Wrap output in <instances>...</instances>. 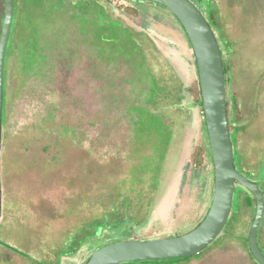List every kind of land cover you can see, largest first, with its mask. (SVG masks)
<instances>
[{
    "label": "rangeland",
    "instance_id": "374dc122",
    "mask_svg": "<svg viewBox=\"0 0 264 264\" xmlns=\"http://www.w3.org/2000/svg\"><path fill=\"white\" fill-rule=\"evenodd\" d=\"M189 1L205 19L213 14L229 70L236 170L264 197V0ZM127 7L138 15L129 17ZM3 11L0 0V28ZM196 78L187 36L154 3L14 0L4 64L0 241L39 264L59 255L61 264H84L113 242L192 231L213 194L207 131L188 95ZM199 147L201 165L193 159ZM250 197L236 185L226 225L199 255L124 264H256L247 243ZM256 238L264 255V214ZM67 241L68 253L60 251ZM26 257L0 246V264H33Z\"/></svg>",
    "mask_w": 264,
    "mask_h": 264
},
{
    "label": "water",
    "instance_id": "95a60500",
    "mask_svg": "<svg viewBox=\"0 0 264 264\" xmlns=\"http://www.w3.org/2000/svg\"><path fill=\"white\" fill-rule=\"evenodd\" d=\"M137 1L154 3L167 9L180 23L191 45L213 164L212 200L205 217L192 231L180 236L158 240L113 242L97 248L84 264H124L198 255L215 241L226 225L236 185L246 189L255 200V214L249 229L247 243L254 261L264 264V255L258 247L256 238L257 229L264 214V197L259 187L241 175L234 167L233 149L227 127L222 59L212 28L202 13L189 0ZM196 1L201 2V0ZM3 9L0 28V150L4 64L14 13V0H3Z\"/></svg>",
    "mask_w": 264,
    "mask_h": 264
},
{
    "label": "trees",
    "instance_id": "16d2710c",
    "mask_svg": "<svg viewBox=\"0 0 264 264\" xmlns=\"http://www.w3.org/2000/svg\"><path fill=\"white\" fill-rule=\"evenodd\" d=\"M125 1H137V0H125ZM205 1H207V0H205ZM156 5H157V4H156ZM158 6H160V5H158ZM160 7H162V6H160ZM162 8H164V7H162ZM164 9H165V8H164ZM166 10H167V9H166ZM125 12L127 13V15H128L129 17H131V16H132V17H136V16L138 15L137 10H136L135 8H133V7H127V9H126ZM207 14H208V19H206V20L208 21L210 27L212 28L211 25H213V24H214V21H215L214 18L212 17L213 14H212L210 11H208ZM171 15H172V14H171ZM172 16H173V15H172ZM173 17H174V16H173ZM210 17H211V18H210ZM174 19L177 21V19H176L175 17H174ZM177 23L180 25V23H179L178 21H177ZM180 27L182 28L181 25H180ZM182 30H183V28H182ZM183 32H184V30H183ZM184 34H185V32H184ZM185 35H186V34H185ZM190 47H191V45H190ZM191 49H192V48H191ZM220 53H221L222 66H223L224 84H226V81H227L226 77H227V75H228V71H229V70H228V66H227L226 63H225V60H224V56H223L222 50H220ZM195 66H196V64H195ZM3 91H4V88H3ZM3 95H4V94H3ZM188 95H189V97L192 99L193 103H194V104H198L199 107L201 108V112H202V116H203V124H204V128H205V131H206L205 121H204V114H203V109H202V97H201V92H200V87H199V82H198V76H197L196 80L192 83V85L188 88ZM226 117H227V127H228V132H229L230 139H231L232 136H233V138H234L233 132L231 131V128L234 127V124H232L231 121H230V110H229V108H228V103H227V102H226ZM3 124H4V123L2 122V125H3ZM231 144H232V140H231ZM196 153H197V154H196V156H195L193 159L198 158L197 161H196V163H197V165H201L202 162H203V154H204V150H203L201 147H199V149H198V151H197ZM233 160H234V167H235V169H236V166H235V159H234V152H233ZM246 202H247L248 205H253V204H255V200H254L253 197H250V199H247ZM82 244H84V240L81 241V242H79V246H81ZM0 246L6 248V249H8V250H11V251H13L14 253H16V254H18V255H21V256H25V257H26V255H24L23 253L19 252V251L16 250V249L12 248L11 246L5 244L4 242H1V241H0ZM79 246H78L77 248H75V250L73 251V254H76V251H79V250H80V247H79ZM200 253H201V252H200ZM200 253H199V254H200ZM199 254H198V255H199ZM249 254H250V252H249ZM250 256H251V254H250ZM26 258H29L30 260L34 261L36 264H39L37 261L31 259L30 257H26ZM186 258H187V257H186ZM188 258L191 259V257H188Z\"/></svg>",
    "mask_w": 264,
    "mask_h": 264
},
{
    "label": "crops",
    "instance_id": "0c3cea01",
    "mask_svg": "<svg viewBox=\"0 0 264 264\" xmlns=\"http://www.w3.org/2000/svg\"><path fill=\"white\" fill-rule=\"evenodd\" d=\"M4 214H3V209H2V212H1V214H0V224H1V222L3 221V216ZM72 241H70V242H65V245L63 246V248H62V250H60V251H62V252H67L66 251V249H64V248H67L68 247V244H70ZM68 253V252H67ZM60 256V255H59ZM59 256H57L56 257V259L55 260H53V259H51V258H48L47 259V257L43 260L45 263H48V264H56V263H58V264H61L64 260H65V258H62L61 260L59 259ZM64 259V260H63ZM33 260H35V259H33ZM38 260V259H37ZM36 260V261H37ZM40 260H38L37 262H39ZM30 262H33V264L35 263L34 261H30ZM43 262V263H44ZM1 263V262H0ZM36 264V263H35Z\"/></svg>",
    "mask_w": 264,
    "mask_h": 264
},
{
    "label": "flooded vegetation",
    "instance_id": "af4514ba",
    "mask_svg": "<svg viewBox=\"0 0 264 264\" xmlns=\"http://www.w3.org/2000/svg\"><path fill=\"white\" fill-rule=\"evenodd\" d=\"M254 260V259H253ZM255 262V261H254ZM256 264H258L257 262H256Z\"/></svg>",
    "mask_w": 264,
    "mask_h": 264
}]
</instances>
